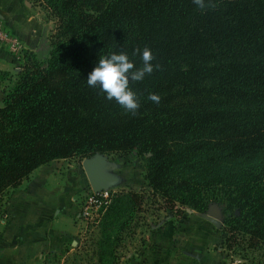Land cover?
Segmentation results:
<instances>
[{"label":"trees","instance_id":"16d2710c","mask_svg":"<svg viewBox=\"0 0 264 264\" xmlns=\"http://www.w3.org/2000/svg\"><path fill=\"white\" fill-rule=\"evenodd\" d=\"M204 3L44 0L57 19L46 63L29 54L0 108V201L54 161L137 153L165 211L217 205L229 233L264 244V0ZM145 47L159 67L130 81L135 113L87 84L100 56L139 68ZM118 201L135 212L144 197ZM112 232L102 264L116 258Z\"/></svg>","mask_w":264,"mask_h":264},{"label":"rangeland","instance_id":"374dc122","mask_svg":"<svg viewBox=\"0 0 264 264\" xmlns=\"http://www.w3.org/2000/svg\"><path fill=\"white\" fill-rule=\"evenodd\" d=\"M43 1L22 0L20 6L22 10L34 11L32 22L37 20L41 23L44 31L43 41L50 46L51 38L57 30V19L44 7ZM6 8L0 5V15L3 18L0 20V29L15 34L4 20V17L12 12ZM40 52H31L24 47L20 58L13 56L17 68L13 72H2L7 75H0V89L6 92L15 84L17 80L15 77L22 71L29 54L45 64L48 58L45 47ZM2 106L0 105V108ZM93 158H100L99 168L113 178V183L105 189L111 196L99 208L93 219L87 220L83 217L84 206L92 193L90 181L83 167L85 160H57L41 170V177L49 179L51 191L59 190L61 193L58 207L60 211L65 212L63 216H60V212H53L49 217L40 219L30 216L20 221L7 222L9 217L7 218L6 207L14 190L3 197L0 201V235L3 239L0 240V264H4V261L16 264L13 262L15 255L22 257L19 264H102L100 242L105 239L111 228L112 233H117L120 240L115 248L116 258L110 259L108 264L141 263L144 247L151 245L155 238H159L160 234L157 232L160 230L181 237L174 243L166 239L168 244L171 243L167 262L170 264L187 262L189 257L184 254L183 245L194 229L207 231V234L215 237L213 241L208 242L199 256L206 251V257L210 258L212 255L218 259L217 264H264V244L249 247L248 236L240 233L233 236L229 233L222 209L219 208L221 214L219 226L206 220L203 217L206 213L201 214L190 208L184 209L180 215L165 211L162 208L163 203L158 198L151 197L148 182L145 180V163L137 153L126 156L97 155ZM128 193H137L144 197L143 205L136 208L135 212L131 208H122L124 202L118 201L119 197ZM55 218L58 220L53 223ZM115 240L116 238L112 237V241ZM16 246L25 248L21 251L17 250ZM195 256L198 257L196 254Z\"/></svg>","mask_w":264,"mask_h":264},{"label":"crops","instance_id":"0c3cea01","mask_svg":"<svg viewBox=\"0 0 264 264\" xmlns=\"http://www.w3.org/2000/svg\"><path fill=\"white\" fill-rule=\"evenodd\" d=\"M21 2L22 0H0V5L7 7V11L9 9L12 11L10 14L6 15L7 17H4L5 22L8 23L10 29L13 30V32L22 40L26 50L28 49L31 52L41 53L40 51H42L43 47H45L47 54H49L50 46L43 41L44 31L41 23L37 20L32 22L34 19V16H32L34 11L22 10L20 6ZM0 20H3L1 15ZM44 44L47 47L44 46ZM13 58L14 57L11 53L0 46V74L2 72H13L17 68V64ZM5 94L6 92H4L1 88L0 105L3 103ZM48 165L37 169L29 180L23 182L19 188L14 190L10 203L6 207L7 218L9 217L7 222L20 221L23 218H30V216L35 219H40L49 217L53 212H60V216L65 215V212H62V210L60 211L58 207L59 195L61 194L60 191H51L49 179L41 177V170L48 167ZM57 220L58 218H55L53 223ZM157 233L160 234L159 238H155V240H152L151 245L149 244L144 247L142 262L135 264H170L167 262V256L171 243L168 244L166 239L168 238L170 239V242L172 241L174 243L175 240H178L181 237L178 238L177 236L170 234V232L166 234L165 230H160ZM214 239L215 237L212 234H207V231L194 229L190 236H188V240L184 241L185 245H183L185 250L184 254L189 257V261H183L182 263L176 264H217L218 259L216 257H212V255H210V258L208 256L206 257V251L204 254L199 256L200 252L207 247L208 242L210 243V241H213ZM0 240H3L1 235ZM24 248L25 246H16L17 250L19 249L22 251ZM195 254L198 255V257H194ZM21 258L22 257H19V255H15L13 262L19 264L21 262ZM192 259L196 260L192 261ZM4 262V264H8V261Z\"/></svg>","mask_w":264,"mask_h":264},{"label":"clouds","instance_id":"9594fccd","mask_svg":"<svg viewBox=\"0 0 264 264\" xmlns=\"http://www.w3.org/2000/svg\"><path fill=\"white\" fill-rule=\"evenodd\" d=\"M193 2L201 9L205 7L204 0H193ZM136 51L141 54L143 62L141 67L136 68L126 52H113L100 56L87 78L90 87L99 85L108 100L115 99L119 105L132 113L140 107V99L137 92L130 87V81H141L146 74L153 72L154 67H159L153 65L154 56L149 48L145 47L142 52L140 49ZM149 99L158 103L160 97L152 93Z\"/></svg>","mask_w":264,"mask_h":264},{"label":"built area","instance_id":"2783aa9c","mask_svg":"<svg viewBox=\"0 0 264 264\" xmlns=\"http://www.w3.org/2000/svg\"><path fill=\"white\" fill-rule=\"evenodd\" d=\"M0 46L5 48L14 57L20 58L23 53V43L18 36L10 31L0 29ZM111 193L105 189L97 192L92 190L91 195L86 201L83 209L84 219H93L99 211V208L109 200Z\"/></svg>","mask_w":264,"mask_h":264},{"label":"water","instance_id":"95a60500","mask_svg":"<svg viewBox=\"0 0 264 264\" xmlns=\"http://www.w3.org/2000/svg\"><path fill=\"white\" fill-rule=\"evenodd\" d=\"M100 164V158L87 159L83 163L92 190L95 192L107 189L113 183V178L99 168ZM203 217L214 225L219 226L221 220L219 207L217 205L211 206Z\"/></svg>","mask_w":264,"mask_h":264}]
</instances>
